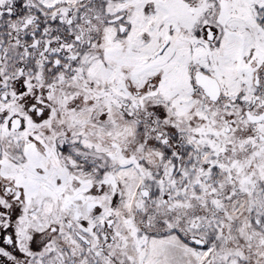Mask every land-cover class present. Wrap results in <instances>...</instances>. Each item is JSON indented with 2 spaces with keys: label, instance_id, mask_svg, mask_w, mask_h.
Returning <instances> with one entry per match:
<instances>
[{
  "label": "snow or ice",
  "instance_id": "6c2138e0",
  "mask_svg": "<svg viewBox=\"0 0 264 264\" xmlns=\"http://www.w3.org/2000/svg\"><path fill=\"white\" fill-rule=\"evenodd\" d=\"M0 264H264V0H0Z\"/></svg>",
  "mask_w": 264,
  "mask_h": 264
}]
</instances>
